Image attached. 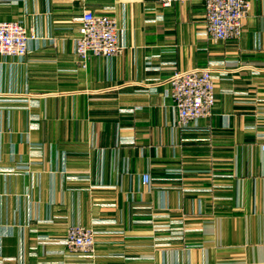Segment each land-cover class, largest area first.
<instances>
[{"label":"crops","instance_id":"0c3cea01","mask_svg":"<svg viewBox=\"0 0 264 264\" xmlns=\"http://www.w3.org/2000/svg\"><path fill=\"white\" fill-rule=\"evenodd\" d=\"M84 11L116 20L118 56L79 66ZM0 21L30 38L0 56V264H264V0L228 41L201 0H0ZM212 65L213 114L184 129L169 79ZM73 225L94 259L40 243Z\"/></svg>","mask_w":264,"mask_h":264},{"label":"built area","instance_id":"2783aa9c","mask_svg":"<svg viewBox=\"0 0 264 264\" xmlns=\"http://www.w3.org/2000/svg\"><path fill=\"white\" fill-rule=\"evenodd\" d=\"M176 0H159L170 6ZM205 6L204 34L214 41L236 40L240 37L243 20L249 11V0H201ZM78 36L74 38V54L78 64L85 67L89 56L111 59L124 49L119 43L118 25L115 19L84 11L78 18ZM29 37L19 22L0 21V56L22 58L28 53ZM212 65L207 69H192L177 72L169 79L168 99L177 114L179 126L187 129L200 119L212 116L216 102L215 78ZM215 69V68H214ZM222 73V78L225 77ZM38 149L31 153L39 155ZM4 171L0 169V175ZM143 185H150L148 174L141 178ZM96 233L80 225L68 227L66 235L59 241L41 239L40 243L62 245L79 259L91 260L95 257Z\"/></svg>","mask_w":264,"mask_h":264},{"label":"rangeland","instance_id":"374dc122","mask_svg":"<svg viewBox=\"0 0 264 264\" xmlns=\"http://www.w3.org/2000/svg\"><path fill=\"white\" fill-rule=\"evenodd\" d=\"M5 22V21H4ZM21 24V23H20ZM208 68H211V67H208ZM207 69V68H206ZM213 70L215 71V69L213 68ZM214 71H213V74H214ZM221 74L222 73H220L219 74V76H220V79L222 78V76H221ZM213 77H214V75H213ZM215 78V77H214ZM215 82H216V79H215ZM215 95H216V93H215ZM216 98V97H215ZM215 106V105H214ZM214 109V108H213ZM212 114H213V112H212ZM206 119V118H205ZM53 242H55V241H53ZM51 244H53V243H51Z\"/></svg>","mask_w":264,"mask_h":264}]
</instances>
